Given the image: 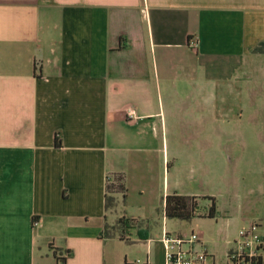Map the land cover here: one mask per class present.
I'll return each mask as SVG.
<instances>
[{"label": "crops", "instance_id": "1", "mask_svg": "<svg viewBox=\"0 0 264 264\" xmlns=\"http://www.w3.org/2000/svg\"><path fill=\"white\" fill-rule=\"evenodd\" d=\"M253 224L264 0H0V264H166L192 233L229 264Z\"/></svg>", "mask_w": 264, "mask_h": 264}, {"label": "built area", "instance_id": "2", "mask_svg": "<svg viewBox=\"0 0 264 264\" xmlns=\"http://www.w3.org/2000/svg\"><path fill=\"white\" fill-rule=\"evenodd\" d=\"M197 47V42H192ZM127 114L134 117L133 108ZM163 243L166 249V264H207L208 254L202 247L200 236L192 233L188 236L173 237L165 234ZM264 249V237L258 233V225L253 224L239 233L236 250L228 254L229 264H260V252Z\"/></svg>", "mask_w": 264, "mask_h": 264}, {"label": "trees", "instance_id": "3", "mask_svg": "<svg viewBox=\"0 0 264 264\" xmlns=\"http://www.w3.org/2000/svg\"><path fill=\"white\" fill-rule=\"evenodd\" d=\"M108 190L110 194L116 192H125L126 188L122 183L121 178L115 179L113 182H109ZM114 204V198L108 197L107 206H112ZM166 214L170 218H177L182 220H189L195 216L196 209L198 208V203L196 198L186 197L182 195H169L166 198ZM214 212V207H211L210 215L212 216ZM120 222H124L121 220ZM72 253H69L70 257ZM58 264H67V257H59L57 255ZM261 264V258L259 259Z\"/></svg>", "mask_w": 264, "mask_h": 264}]
</instances>
